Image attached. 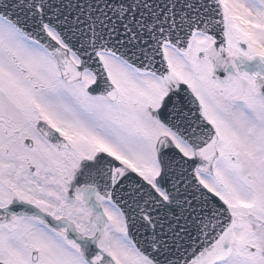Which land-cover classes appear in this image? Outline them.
Instances as JSON below:
<instances>
[{
  "label": "snow or ice",
  "instance_id": "obj_1",
  "mask_svg": "<svg viewBox=\"0 0 264 264\" xmlns=\"http://www.w3.org/2000/svg\"><path fill=\"white\" fill-rule=\"evenodd\" d=\"M0 264H264V0H0Z\"/></svg>",
  "mask_w": 264,
  "mask_h": 264
}]
</instances>
